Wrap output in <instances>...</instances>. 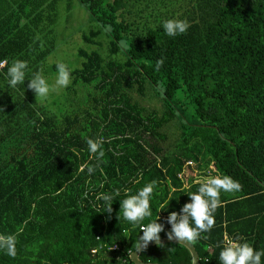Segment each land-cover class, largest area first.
I'll list each match as a JSON object with an SVG mask.
<instances>
[{"label":"trees","instance_id":"16d2710c","mask_svg":"<svg viewBox=\"0 0 264 264\" xmlns=\"http://www.w3.org/2000/svg\"><path fill=\"white\" fill-rule=\"evenodd\" d=\"M75 1L95 23L81 32L94 48L76 50L71 84L42 101L27 84L37 71L48 82L57 71L59 61L44 66L57 0H0V234L18 233L15 258L0 251V264H131L141 227L159 217L164 237L169 213L217 175L242 190L221 192L215 226L192 245L199 264H220L224 241L238 236L264 251V0ZM168 19L190 27L169 37ZM15 60L28 68L24 84L11 88ZM147 89L159 108L136 99ZM89 138L102 142L99 160ZM187 161L196 169L188 178ZM84 164L94 173L80 171ZM152 181V215L134 226L120 202ZM102 194L114 197L110 216ZM162 243L140 259L191 264L185 246Z\"/></svg>","mask_w":264,"mask_h":264},{"label":"clouds","instance_id":"9594fccd","mask_svg":"<svg viewBox=\"0 0 264 264\" xmlns=\"http://www.w3.org/2000/svg\"><path fill=\"white\" fill-rule=\"evenodd\" d=\"M163 30L169 37H175L180 34H185L190 27L187 20L168 19L163 22ZM105 32H110V26H104ZM122 49H127L126 42L121 41ZM164 58L155 61V71H159L163 66ZM7 61L0 62V68H3ZM28 62L24 60H15L11 66L7 68L8 86L16 88L17 85L24 84L26 69ZM57 76L54 84H49L41 71L33 73L32 78L28 80L27 88L35 93V97L40 100H46L52 91L67 88L71 84V70L63 62L56 64ZM161 94L164 89L161 87ZM0 110H3L0 108ZM88 151L92 157L100 159L104 156L102 150V142L91 138L86 140ZM87 169L89 175L94 173L96 166L84 164L80 171ZM156 181H152L145 185L134 195H128L120 202L119 213H122L123 219L128 223L138 226L146 218L152 215L150 200L152 198ZM242 190V185L232 179L228 175H217L207 178L200 183L198 192L188 194L191 202L185 203L179 212L172 211L166 217V223L171 226V230L165 232L167 240L185 245H194L199 239H207L203 233H208L215 226V212L222 206L220 199L221 192L236 193ZM59 194V190L57 191ZM116 195H119L117 192ZM106 204V209L109 216L113 209L111 207L114 197L111 194H102L100 197ZM168 205V204H167ZM163 207V206H162ZM118 219V215H117ZM151 221L141 227L139 235L135 242V250L128 253L131 264H138L140 256L144 253L150 242H155L157 247H163L160 233L165 231L163 223H158L157 220ZM23 231V227L19 229ZM17 235L16 234H0V251H3L9 257L15 258L17 254ZM243 237L235 239H226L222 250L219 253L220 264H261V257L264 256V251L255 250L249 243L241 242Z\"/></svg>","mask_w":264,"mask_h":264},{"label":"rangeland","instance_id":"374dc122","mask_svg":"<svg viewBox=\"0 0 264 264\" xmlns=\"http://www.w3.org/2000/svg\"><path fill=\"white\" fill-rule=\"evenodd\" d=\"M65 5V0H57L55 7L56 18L51 25L54 48L46 56L44 61L45 67L58 61L65 63L69 68L79 67L81 58L77 56L76 50L80 47L85 50L94 48L82 41L81 32H87L90 28H94L95 23L88 21L87 13L75 0H70L69 7H66ZM99 41L101 43L99 52L104 55L106 53V39L104 35L99 36ZM56 76L57 71L50 74V85L54 84ZM58 91H61V89ZM58 91L54 92L56 93ZM54 92L50 93H53L54 95ZM52 98L53 97H48L46 101H50ZM136 99L148 109L159 108L158 100L153 96L149 89L146 90L143 97L136 96ZM182 172L187 178L189 175H195V164L192 162L189 165L185 163Z\"/></svg>","mask_w":264,"mask_h":264},{"label":"water","instance_id":"95a60500","mask_svg":"<svg viewBox=\"0 0 264 264\" xmlns=\"http://www.w3.org/2000/svg\"><path fill=\"white\" fill-rule=\"evenodd\" d=\"M161 241L162 242H170V241L167 240V237L166 236L161 237ZM153 244H155V242H150L149 245H153ZM179 244H182V243H179ZM182 245L186 247V249L188 250V252L190 254L191 264H199L198 257H197V253H196L194 247L192 245H185V244H182ZM133 251H131V252H133ZM138 264H159V263L142 261L140 259V261L138 262Z\"/></svg>","mask_w":264,"mask_h":264},{"label":"built area","instance_id":"2783aa9c","mask_svg":"<svg viewBox=\"0 0 264 264\" xmlns=\"http://www.w3.org/2000/svg\"><path fill=\"white\" fill-rule=\"evenodd\" d=\"M1 62H3V61H1ZM190 163H191L190 161H187V162H186V164H188V165H189ZM203 181H204V180H203ZM203 181H202V182H203ZM114 248H117L116 245H113V246L110 247V249H114Z\"/></svg>","mask_w":264,"mask_h":264},{"label":"crops","instance_id":"0c3cea01","mask_svg":"<svg viewBox=\"0 0 264 264\" xmlns=\"http://www.w3.org/2000/svg\"><path fill=\"white\" fill-rule=\"evenodd\" d=\"M223 237H225V236H223ZM226 241V240H225ZM225 241H224V243H225ZM198 257V256H197Z\"/></svg>","mask_w":264,"mask_h":264}]
</instances>
